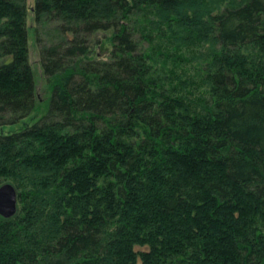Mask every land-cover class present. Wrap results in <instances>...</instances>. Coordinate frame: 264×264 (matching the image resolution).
<instances>
[{
  "label": "trees",
  "instance_id": "16d2710c",
  "mask_svg": "<svg viewBox=\"0 0 264 264\" xmlns=\"http://www.w3.org/2000/svg\"><path fill=\"white\" fill-rule=\"evenodd\" d=\"M31 12L48 109L4 133L37 97L26 0H0V264H264V0Z\"/></svg>",
  "mask_w": 264,
  "mask_h": 264
},
{
  "label": "rangeland",
  "instance_id": "374dc122",
  "mask_svg": "<svg viewBox=\"0 0 264 264\" xmlns=\"http://www.w3.org/2000/svg\"><path fill=\"white\" fill-rule=\"evenodd\" d=\"M34 0H26V7H27V14H26V21H27V27L29 28L28 32V60L29 64L32 70L33 79L36 87V97L37 102L35 104L34 109L31 111V113L25 117L21 124L14 125V126H6L3 128V132L7 133L8 131H14L18 130L22 127L23 124H33L36 122L39 118H41L48 109V104L50 100L51 90L50 86H48L45 77L43 76L40 60H39V54H38V48L34 42V36L32 32L33 27V13L31 12V9L33 7ZM100 37H104L103 34H99ZM110 49V43L108 41L104 42V48Z\"/></svg>",
  "mask_w": 264,
  "mask_h": 264
},
{
  "label": "water",
  "instance_id": "95a60500",
  "mask_svg": "<svg viewBox=\"0 0 264 264\" xmlns=\"http://www.w3.org/2000/svg\"><path fill=\"white\" fill-rule=\"evenodd\" d=\"M18 193L10 183L0 185V217L12 218L17 212Z\"/></svg>",
  "mask_w": 264,
  "mask_h": 264
}]
</instances>
